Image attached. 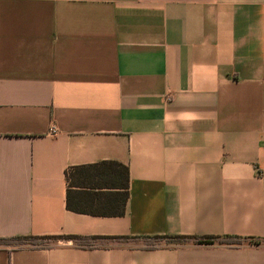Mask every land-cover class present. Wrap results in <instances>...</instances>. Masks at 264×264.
<instances>
[{"label": "crops", "instance_id": "obj_1", "mask_svg": "<svg viewBox=\"0 0 264 264\" xmlns=\"http://www.w3.org/2000/svg\"><path fill=\"white\" fill-rule=\"evenodd\" d=\"M68 235L0 264H264L142 239H264V0H0V240Z\"/></svg>", "mask_w": 264, "mask_h": 264}, {"label": "trees", "instance_id": "obj_2", "mask_svg": "<svg viewBox=\"0 0 264 264\" xmlns=\"http://www.w3.org/2000/svg\"><path fill=\"white\" fill-rule=\"evenodd\" d=\"M100 165H106V162H102L97 165L89 166V167H96ZM75 169H67L65 171V180L67 182V191L71 187L69 178L71 176V171ZM126 171V169L124 168ZM110 238H103V237H82V236H42V237H16L7 240H0V243L3 245H8L11 249H24V248H50L51 245L57 240H65L71 241L75 246L79 247H94L95 243L99 240H105ZM118 239V238H117ZM145 240H149L152 242L158 241H165L166 244H183L192 242L196 245H228V246H238L241 245L243 242L247 241L253 244H259L263 240L253 239V238H238L233 236H224V237H214V236H155V237H145L142 238Z\"/></svg>", "mask_w": 264, "mask_h": 264}, {"label": "rangeland", "instance_id": "obj_3", "mask_svg": "<svg viewBox=\"0 0 264 264\" xmlns=\"http://www.w3.org/2000/svg\"><path fill=\"white\" fill-rule=\"evenodd\" d=\"M164 243L166 244V242L162 240V241L154 242L152 244L159 245V244H164Z\"/></svg>", "mask_w": 264, "mask_h": 264}, {"label": "built area", "instance_id": "obj_4", "mask_svg": "<svg viewBox=\"0 0 264 264\" xmlns=\"http://www.w3.org/2000/svg\"><path fill=\"white\" fill-rule=\"evenodd\" d=\"M51 133H54V128L51 129Z\"/></svg>", "mask_w": 264, "mask_h": 264}]
</instances>
